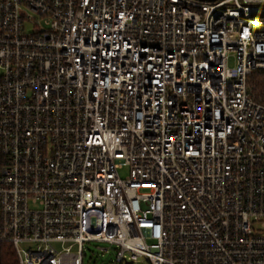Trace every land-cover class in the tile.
<instances>
[{
	"label": "built area",
	"instance_id": "built-area-1",
	"mask_svg": "<svg viewBox=\"0 0 264 264\" xmlns=\"http://www.w3.org/2000/svg\"><path fill=\"white\" fill-rule=\"evenodd\" d=\"M257 70L264 0H0V264H264Z\"/></svg>",
	"mask_w": 264,
	"mask_h": 264
},
{
	"label": "rangeland",
	"instance_id": "rangeland-1",
	"mask_svg": "<svg viewBox=\"0 0 264 264\" xmlns=\"http://www.w3.org/2000/svg\"><path fill=\"white\" fill-rule=\"evenodd\" d=\"M31 26L28 27V31H31ZM230 64H234V56H231ZM124 176L128 173V168L124 167L121 171ZM27 246V245H23ZM108 247V250L104 248ZM86 254L84 256L83 264H120L116 261V251L113 247H110L107 243L90 242L85 244ZM134 264H151L147 260L140 259L139 262Z\"/></svg>",
	"mask_w": 264,
	"mask_h": 264
},
{
	"label": "trees",
	"instance_id": "trees-1",
	"mask_svg": "<svg viewBox=\"0 0 264 264\" xmlns=\"http://www.w3.org/2000/svg\"><path fill=\"white\" fill-rule=\"evenodd\" d=\"M248 84L256 98L264 102V70H257L250 74ZM2 264H18L14 251L9 247L3 252Z\"/></svg>",
	"mask_w": 264,
	"mask_h": 264
},
{
	"label": "water",
	"instance_id": "water-1",
	"mask_svg": "<svg viewBox=\"0 0 264 264\" xmlns=\"http://www.w3.org/2000/svg\"><path fill=\"white\" fill-rule=\"evenodd\" d=\"M127 264H132V262H131V261H129V262H127Z\"/></svg>",
	"mask_w": 264,
	"mask_h": 264
}]
</instances>
